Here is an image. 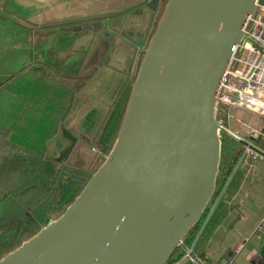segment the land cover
I'll use <instances>...</instances> for the list:
<instances>
[{
  "label": "water",
  "instance_id": "1",
  "mask_svg": "<svg viewBox=\"0 0 264 264\" xmlns=\"http://www.w3.org/2000/svg\"><path fill=\"white\" fill-rule=\"evenodd\" d=\"M257 1L141 0L150 12L162 10L139 42L114 13L66 28L100 39L80 77L93 78L75 89L76 114L83 122L102 119L112 106L102 90L117 91L132 76L126 110L95 172L86 180L66 172L84 186L65 211L0 264H167L178 249L186 251L185 238L213 205L221 133L238 151L264 160L253 138L239 139L216 121L219 84ZM54 142V155L48 150L45 159L57 169L88 172L100 157L70 117ZM229 255L203 264H229Z\"/></svg>",
  "mask_w": 264,
  "mask_h": 264
},
{
  "label": "crops",
  "instance_id": "2",
  "mask_svg": "<svg viewBox=\"0 0 264 264\" xmlns=\"http://www.w3.org/2000/svg\"><path fill=\"white\" fill-rule=\"evenodd\" d=\"M144 6L141 0H0V159L16 154L38 161L42 181L51 163L47 152L54 155L58 126L69 117L71 126L99 150L100 144L112 147L132 76L117 91L102 90L112 104L102 119L83 122V115L74 111L75 89L92 80L80 77L92 64L100 39L88 30L66 28L114 13L116 19L124 16L120 28L139 42L144 33L153 32L162 10L159 6L153 13ZM254 128L262 133L255 144L264 150V121ZM219 181L222 188L214 192L194 243L199 263H216L230 254L229 264H264V162L245 153ZM182 256L173 264H187Z\"/></svg>",
  "mask_w": 264,
  "mask_h": 264
},
{
  "label": "built area",
  "instance_id": "3",
  "mask_svg": "<svg viewBox=\"0 0 264 264\" xmlns=\"http://www.w3.org/2000/svg\"><path fill=\"white\" fill-rule=\"evenodd\" d=\"M256 6L257 12L244 25V37L236 47L219 84L216 121L221 128L239 139L253 138V144L258 147L255 141L262 134L260 130L251 127L248 120L233 117L236 111L264 119V0H258ZM234 122L238 124V131L231 127ZM224 135L221 133V136ZM245 153L250 154L254 161L264 162L248 150ZM185 247L182 260L187 264H202L194 253V243Z\"/></svg>",
  "mask_w": 264,
  "mask_h": 264
},
{
  "label": "trees",
  "instance_id": "4",
  "mask_svg": "<svg viewBox=\"0 0 264 264\" xmlns=\"http://www.w3.org/2000/svg\"><path fill=\"white\" fill-rule=\"evenodd\" d=\"M228 139L231 141L230 146L222 143L215 195L222 188L219 179L221 177L226 179L238 159L244 154L243 151L237 150L238 145L235 141L230 138ZM37 167L38 161L31 158H21L16 156V154L7 155L0 159V230L7 226L11 233L7 238L0 237V259L33 236L31 228L34 227V220L31 216L25 215L27 210L25 207L28 206V202H24L23 198L28 197L27 194L29 195V191L33 189L35 184L37 189L41 185L38 181ZM73 199H70L68 204ZM35 211L51 213L42 204L36 205ZM208 211L209 209L207 208L200 220L191 228L184 240L185 246L190 247L193 243L195 245L198 243V238L196 239V237ZM181 253L183 254V251L178 249L167 264H173L175 259L182 255Z\"/></svg>",
  "mask_w": 264,
  "mask_h": 264
},
{
  "label": "rangeland",
  "instance_id": "5",
  "mask_svg": "<svg viewBox=\"0 0 264 264\" xmlns=\"http://www.w3.org/2000/svg\"><path fill=\"white\" fill-rule=\"evenodd\" d=\"M233 117H235V119H242L244 121L248 120V124L251 127L256 126V124L258 126L259 123H261V121L262 122L264 121L262 117L253 116L250 114L236 112V111L233 113ZM231 127L234 131L235 130L238 131L239 129L238 124L236 122H234V124H231ZM228 138L229 137L227 135L222 136V143L230 146L231 141ZM109 150L110 148H108L106 154H104L105 157L107 153L109 152ZM101 163H102V160L96 163L95 168L93 169V172H95V170L101 165ZM89 176L90 175H88L86 179H88ZM52 178L53 176H49L46 179H43V181L38 180L39 183L41 184L39 188L37 189L36 184H35L33 186V189L29 191L30 192L29 195L27 194L28 197L23 198L24 202H28V206L25 207V209H27L25 212V215L31 216L34 220V227L31 228V230H33V233H32L33 235H35L40 229H42L46 223L56 220L68 207L70 198L76 197L84 186V183H81V184L79 183L78 185L74 186L69 181H67V186L72 187V188H69V191L72 192L71 194L68 192H65L60 187H57V185L53 186V189H49V187H51L50 181ZM62 183L65 184V182L63 181ZM40 189H42L43 191ZM39 204H42L43 207L49 210L51 213L36 212L35 211L36 205H39ZM10 234L11 233L7 226H5L3 229L0 230V237L7 238L9 237Z\"/></svg>",
  "mask_w": 264,
  "mask_h": 264
},
{
  "label": "flooded vegetation",
  "instance_id": "6",
  "mask_svg": "<svg viewBox=\"0 0 264 264\" xmlns=\"http://www.w3.org/2000/svg\"><path fill=\"white\" fill-rule=\"evenodd\" d=\"M99 147H100V150H99L98 156L100 157L90 165V170L88 172H82L78 169H73V168H66L64 165H62L60 169H57V165L55 163H52V162L47 163V166H45L46 168L45 179L49 176H53V178L50 181L51 187H49V189H53V186L57 185V187H60L65 192H68L71 194L72 192L69 191V188H72V187L67 186V181H69L74 186L78 185L79 183L81 184L83 182L77 180L76 178L70 177V175H66V172H69L70 174H75L79 178L86 180L88 175H90L93 172V169L95 168L96 163L99 162L100 159L102 158L101 154L103 153L105 154L106 153L105 151H107L108 149V148L107 149L104 148L103 144H100ZM42 181H43V178H42ZM62 181L65 182V184H63Z\"/></svg>",
  "mask_w": 264,
  "mask_h": 264
}]
</instances>
